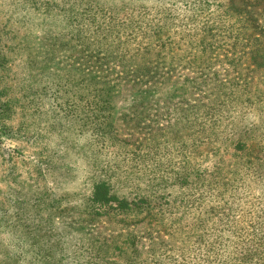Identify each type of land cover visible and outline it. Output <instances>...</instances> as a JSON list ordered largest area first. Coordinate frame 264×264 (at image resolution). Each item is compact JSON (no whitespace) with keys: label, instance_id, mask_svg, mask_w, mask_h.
<instances>
[{"label":"rangeland","instance_id":"obj_1","mask_svg":"<svg viewBox=\"0 0 264 264\" xmlns=\"http://www.w3.org/2000/svg\"><path fill=\"white\" fill-rule=\"evenodd\" d=\"M241 11L264 38V0H0V264H264Z\"/></svg>","mask_w":264,"mask_h":264},{"label":"trees","instance_id":"obj_2","mask_svg":"<svg viewBox=\"0 0 264 264\" xmlns=\"http://www.w3.org/2000/svg\"><path fill=\"white\" fill-rule=\"evenodd\" d=\"M242 14L243 11L238 13L239 21L245 24L248 23L250 27L249 30L252 31V35L249 37V45L251 46L249 54L251 55L252 61H250L249 65H254L255 68H262L264 67V38L256 34L257 28L255 26H257V24L251 23L248 20L246 21V19L243 18L244 16ZM253 33L255 34V36H253ZM90 204L94 207L98 206L104 209H115L117 211H122V209L127 208V210H132L131 212L129 211V213H132L134 211L141 213L142 209L144 208V205H142L141 202L127 201L126 199L119 200L110 193V189L105 183H99L94 187V192L92 193L90 198Z\"/></svg>","mask_w":264,"mask_h":264}]
</instances>
